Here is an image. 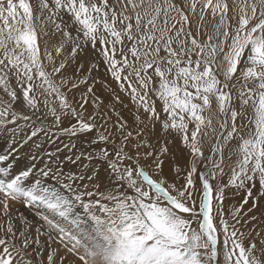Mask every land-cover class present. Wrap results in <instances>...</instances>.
Here are the masks:
<instances>
[{
    "label": "snow or ice",
    "instance_id": "snow-or-ice-1",
    "mask_svg": "<svg viewBox=\"0 0 264 264\" xmlns=\"http://www.w3.org/2000/svg\"><path fill=\"white\" fill-rule=\"evenodd\" d=\"M3 131L0 264H264V0H0Z\"/></svg>",
    "mask_w": 264,
    "mask_h": 264
},
{
    "label": "rangeland",
    "instance_id": "rangeland-1",
    "mask_svg": "<svg viewBox=\"0 0 264 264\" xmlns=\"http://www.w3.org/2000/svg\"><path fill=\"white\" fill-rule=\"evenodd\" d=\"M8 135H9V133H7V131L0 132V152H3L7 148V146H8V142L5 139V137H7ZM22 136H23V133H18L17 134V138L18 139L21 138ZM28 147H30V145L29 146H26L21 151L23 153H27ZM21 166H22V161H21ZM237 199H239V197H237Z\"/></svg>",
    "mask_w": 264,
    "mask_h": 264
},
{
    "label": "bare ground",
    "instance_id": "bare-ground-1",
    "mask_svg": "<svg viewBox=\"0 0 264 264\" xmlns=\"http://www.w3.org/2000/svg\"><path fill=\"white\" fill-rule=\"evenodd\" d=\"M69 71H71V69H69Z\"/></svg>",
    "mask_w": 264,
    "mask_h": 264
}]
</instances>
